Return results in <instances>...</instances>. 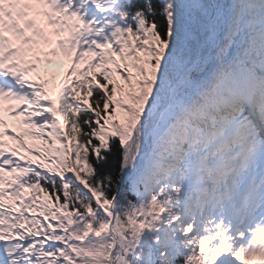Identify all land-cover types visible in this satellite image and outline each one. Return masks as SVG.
<instances>
[{"label": "snow or ice", "instance_id": "1", "mask_svg": "<svg viewBox=\"0 0 264 264\" xmlns=\"http://www.w3.org/2000/svg\"><path fill=\"white\" fill-rule=\"evenodd\" d=\"M0 264H264V0H0Z\"/></svg>", "mask_w": 264, "mask_h": 264}]
</instances>
